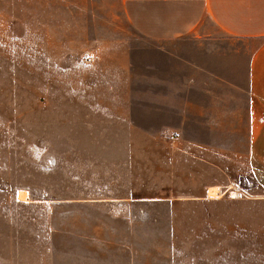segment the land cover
<instances>
[{"label":"rangeland","instance_id":"1","mask_svg":"<svg viewBox=\"0 0 264 264\" xmlns=\"http://www.w3.org/2000/svg\"><path fill=\"white\" fill-rule=\"evenodd\" d=\"M157 46L123 0H0V264H264V202L188 197L146 135L149 79L195 54Z\"/></svg>","mask_w":264,"mask_h":264},{"label":"crops","instance_id":"2","mask_svg":"<svg viewBox=\"0 0 264 264\" xmlns=\"http://www.w3.org/2000/svg\"><path fill=\"white\" fill-rule=\"evenodd\" d=\"M123 9L165 54L195 42L194 61H165L147 91L146 135L177 148L171 162L198 180L188 197L220 199L209 196L217 186L264 202V0H123ZM128 63L115 74L132 75ZM114 112L128 122L129 112Z\"/></svg>","mask_w":264,"mask_h":264},{"label":"bare ground","instance_id":"3","mask_svg":"<svg viewBox=\"0 0 264 264\" xmlns=\"http://www.w3.org/2000/svg\"><path fill=\"white\" fill-rule=\"evenodd\" d=\"M209 195L210 197H214V198H221L222 197V193L219 189V187L214 186V187H210L209 189ZM233 195H235V192H233ZM18 196L20 199L29 200V191L27 189H19L18 190Z\"/></svg>","mask_w":264,"mask_h":264}]
</instances>
